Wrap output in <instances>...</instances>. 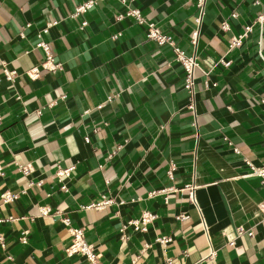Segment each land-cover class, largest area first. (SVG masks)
Instances as JSON below:
<instances>
[{"label":"crops","instance_id":"obj_1","mask_svg":"<svg viewBox=\"0 0 264 264\" xmlns=\"http://www.w3.org/2000/svg\"><path fill=\"white\" fill-rule=\"evenodd\" d=\"M83 1L0 0V264H88L65 253L63 218L102 264H264V180L247 165L264 166V0H207L195 46L196 0L74 15ZM127 9L194 55V111L171 48L118 19ZM40 39L59 70L41 66Z\"/></svg>","mask_w":264,"mask_h":264},{"label":"built area","instance_id":"obj_2","mask_svg":"<svg viewBox=\"0 0 264 264\" xmlns=\"http://www.w3.org/2000/svg\"><path fill=\"white\" fill-rule=\"evenodd\" d=\"M206 1L207 0H196L195 2V7L197 9L198 14H197V17L195 18L197 28L192 32L191 37H190V43L193 46H195L197 43V38H198V33H199L198 26L200 24V21H201L203 12H204ZM95 3H96V0H85L74 8L73 14L77 15L81 12H84L92 8L95 5ZM123 15L132 16L134 17L137 23L145 25V28H146L145 38H147V40L154 41L158 45H168L171 48L173 55H174V59L177 62H179V64L183 68V72H184L183 87L186 90L187 97H188L187 107L191 109L192 111H194V69L195 68L200 69L198 63L195 60L194 55L185 54L184 51H182L169 36L162 33L160 29L153 22L146 21L144 18H142L139 15V12L137 9H127L123 14H119L117 18L120 19ZM254 22L260 23V24L264 22V10L255 17ZM51 24H53V22L47 23L46 26L41 30V32H45L47 27ZM221 27L224 29L227 28V23L222 22ZM251 28H252V24L246 25L244 27V31L242 34H239L236 37H233L231 39L230 45H233V46L239 45L241 38L245 36L248 32H250ZM37 46L43 52L42 54L43 61L41 63V66L51 71H55L57 69L59 70L60 64L54 61V57H53L54 54H52L48 42L40 39V41L37 43ZM221 62L225 65L228 64L227 61L226 62L221 61ZM3 73H4L5 78L8 80H11L13 76L15 75V71L13 70L3 69ZM37 73L38 72L36 68H32L26 71V74L29 76V78L37 77L38 75ZM234 151L237 152V149L234 148ZM247 165L249 166L252 173L260 176L264 180V166L256 167L248 161H247ZM70 169H71L70 167L63 169L62 171H59V173L68 175ZM22 170L26 171V168L22 167ZM184 187L188 190V196H189L190 201L195 203V199H194L195 185L191 183H187L184 185ZM15 197H16V194L9 193L8 191H5L1 194V198L3 202L11 201ZM91 205L95 207H99L103 204L101 202L97 204H90L87 206L89 207ZM262 205L264 206L263 203ZM40 213L48 214L50 213V209L43 207L40 209ZM153 218H154V215H152L149 212H144L142 213L140 219L134 220L131 223L133 224L134 229L137 230L141 228L140 224L146 223L152 220ZM62 222L67 227V231L70 235V240H71L69 245L65 248V253L67 255H72L74 253L81 254L85 257V259H87L86 261L88 262V264H102L99 261L98 255L93 251L91 244L85 241L83 229L81 227L73 226V224L71 225L70 220L68 218H63ZM248 234L251 235V232H248ZM24 240H25L24 237H21V241H24ZM158 240L166 241V238L162 237V238H159Z\"/></svg>","mask_w":264,"mask_h":264}]
</instances>
